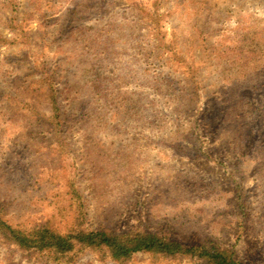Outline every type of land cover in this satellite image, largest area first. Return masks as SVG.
I'll use <instances>...</instances> for the list:
<instances>
[{
    "label": "rangeland",
    "instance_id": "374dc122",
    "mask_svg": "<svg viewBox=\"0 0 264 264\" xmlns=\"http://www.w3.org/2000/svg\"><path fill=\"white\" fill-rule=\"evenodd\" d=\"M0 220L264 264V0H0ZM0 264L207 263L0 233Z\"/></svg>",
    "mask_w": 264,
    "mask_h": 264
},
{
    "label": "trees",
    "instance_id": "16d2710c",
    "mask_svg": "<svg viewBox=\"0 0 264 264\" xmlns=\"http://www.w3.org/2000/svg\"><path fill=\"white\" fill-rule=\"evenodd\" d=\"M0 233L22 250L47 251L56 259L90 249L108 252L114 262H124L136 253L144 252L163 257L197 258L207 264H240L228 250H218L205 244L185 246L154 233L115 234L75 230L61 235L46 226L29 231L13 229L1 220Z\"/></svg>",
    "mask_w": 264,
    "mask_h": 264
}]
</instances>
